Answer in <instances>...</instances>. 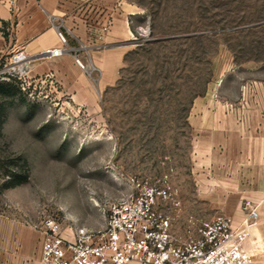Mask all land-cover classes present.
Listing matches in <instances>:
<instances>
[{
    "label": "rangeland",
    "instance_id": "obj_1",
    "mask_svg": "<svg viewBox=\"0 0 264 264\" xmlns=\"http://www.w3.org/2000/svg\"><path fill=\"white\" fill-rule=\"evenodd\" d=\"M122 1L132 35L95 103L27 85L13 52H0V83H11L0 86V264L29 262V235L46 218L71 240L101 229L131 177L168 182L179 205L159 207L176 238L191 218L238 225L257 203L245 248L264 264V0Z\"/></svg>",
    "mask_w": 264,
    "mask_h": 264
},
{
    "label": "built area",
    "instance_id": "obj_2",
    "mask_svg": "<svg viewBox=\"0 0 264 264\" xmlns=\"http://www.w3.org/2000/svg\"><path fill=\"white\" fill-rule=\"evenodd\" d=\"M59 45L49 49L48 56L72 52L74 62L90 72L89 53L80 55L68 44L65 32L55 25ZM106 30V27H103ZM13 70L27 85L44 84L50 79L29 77L26 54H12ZM131 191L118 197L108 207L105 224L96 231L79 230L73 239L62 234L56 220L46 218L36 226L41 234L42 264H249L252 259L245 248L250 227L256 224L258 205L245 206L243 221L235 225L230 216L215 214L209 219H192L193 231L176 238L170 231L171 218L159 207L160 201L172 196L166 180L160 186L148 179H129ZM76 236V237H75Z\"/></svg>",
    "mask_w": 264,
    "mask_h": 264
},
{
    "label": "crops",
    "instance_id": "obj_3",
    "mask_svg": "<svg viewBox=\"0 0 264 264\" xmlns=\"http://www.w3.org/2000/svg\"><path fill=\"white\" fill-rule=\"evenodd\" d=\"M129 6L122 0H0V52L23 50L29 77L49 73L51 78L44 83L49 90L67 94L75 103H95L103 88L114 82L128 50L124 43L132 35L133 15ZM55 25L80 55L89 53L90 72L74 62L72 52L48 56L49 49L59 45ZM255 161L251 144V166ZM29 236L27 264H42L40 233L31 231Z\"/></svg>",
    "mask_w": 264,
    "mask_h": 264
},
{
    "label": "trees",
    "instance_id": "obj_4",
    "mask_svg": "<svg viewBox=\"0 0 264 264\" xmlns=\"http://www.w3.org/2000/svg\"><path fill=\"white\" fill-rule=\"evenodd\" d=\"M125 59V57H124ZM2 84H5L8 88L11 89V83H5V82H2L0 83V86H2ZM3 110H4V105L3 103H0V127H1V124H2V121H3V118H2V114H3ZM24 162V165H27L25 161ZM28 178V173L27 172H24V173H20L19 175H9L8 179L6 181H4L3 183V187H12V186H15V185H18L22 182H24L26 179Z\"/></svg>",
    "mask_w": 264,
    "mask_h": 264
}]
</instances>
